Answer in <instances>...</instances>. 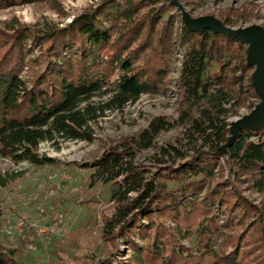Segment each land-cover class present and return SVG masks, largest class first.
<instances>
[{"label": "trees", "instance_id": "obj_1", "mask_svg": "<svg viewBox=\"0 0 264 264\" xmlns=\"http://www.w3.org/2000/svg\"><path fill=\"white\" fill-rule=\"evenodd\" d=\"M27 2L56 0H0V7ZM172 4L99 0L65 25L13 17L0 26V156L43 164L52 158L39 153L41 142L92 139V122L105 110L168 91L178 46L179 118L156 115L84 163L94 166L91 185H116L102 210L100 230L109 247L85 264H264V204L242 188L246 182L264 192V127L243 128L221 150L231 134L229 111L243 102L245 90L258 96L248 45L210 28L189 29L183 20L176 27L174 15L165 16ZM97 94L107 97L95 101ZM178 123L185 124L192 152L182 136L179 146L159 147L172 161L161 157L153 167L137 159ZM19 174L0 172V188ZM0 262L19 264L5 253Z\"/></svg>", "mask_w": 264, "mask_h": 264}, {"label": "rangeland", "instance_id": "obj_2", "mask_svg": "<svg viewBox=\"0 0 264 264\" xmlns=\"http://www.w3.org/2000/svg\"><path fill=\"white\" fill-rule=\"evenodd\" d=\"M98 2L56 0L0 7V26L4 27L5 22L13 17L39 26L55 21L65 25L85 7ZM172 2L165 16L173 14L176 27L183 20L184 12L192 16L213 14L220 19L227 16L234 20L235 24H229L234 27L251 23L264 25V0ZM182 56V49L177 46L171 57L167 92H146L123 109L105 110L104 115L92 122V139L41 142L39 153L52 158V161L35 164L0 156L1 173H21L0 188V256L5 253L19 264H85L90 260L96 262L105 255L109 245L100 230L102 210L110 203L116 185H91L90 173L94 166L88 167L84 163L98 157L111 144L137 134L156 115H165L174 121L179 118L181 96L178 78ZM243 95V102L229 111L228 120L250 112L260 102L259 96L250 95L246 90ZM106 97L97 94L93 99L97 101ZM185 131L182 123L161 131L155 144L142 149L137 159L153 167L159 164L161 157L172 161V156L162 154L159 147L169 143L179 146L177 138L184 136V149H191ZM242 188L255 203L264 204V192L248 187L246 182ZM186 241L194 247L193 238ZM215 243L219 244L220 239L217 238ZM120 246L124 247L122 241Z\"/></svg>", "mask_w": 264, "mask_h": 264}, {"label": "water", "instance_id": "obj_3", "mask_svg": "<svg viewBox=\"0 0 264 264\" xmlns=\"http://www.w3.org/2000/svg\"><path fill=\"white\" fill-rule=\"evenodd\" d=\"M183 21L189 29L203 31L210 28L215 32L226 33L248 45L247 63L254 67L251 73L252 85L260 98V102L250 112L231 120V134L221 148V150H225L231 145L234 138L239 136L243 128L258 130L264 127V25L251 23L234 27L226 24L216 15L192 16L189 12H184Z\"/></svg>", "mask_w": 264, "mask_h": 264}]
</instances>
